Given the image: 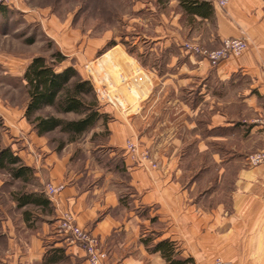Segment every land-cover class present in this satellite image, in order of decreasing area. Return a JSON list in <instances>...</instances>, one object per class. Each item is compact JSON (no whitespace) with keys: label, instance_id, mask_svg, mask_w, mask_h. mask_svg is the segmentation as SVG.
<instances>
[{"label":"crops","instance_id":"1","mask_svg":"<svg viewBox=\"0 0 264 264\" xmlns=\"http://www.w3.org/2000/svg\"><path fill=\"white\" fill-rule=\"evenodd\" d=\"M154 1L134 3L133 21L149 29L136 34L137 60L155 88L145 107L132 111L125 95L97 101L108 119L81 135L104 129L93 148L91 140L80 146L77 138L53 147L46 143L51 132H31L27 144L21 139L14 146L13 155L31 170L28 181L16 180L24 184L20 190L48 204L17 208L10 201V211L20 210L18 223L5 217V257L13 264H89L55 231L66 211L99 241L105 264H166L142 243L149 234L154 242H175L177 258L194 264L215 258L264 264V165L246 163L264 150L258 123L264 116V0H227L225 9L196 0L208 5L207 16L189 13L179 0H167L158 12ZM244 37L248 48L216 67L180 48L189 41L215 50L225 39ZM127 141L147 149L158 168L135 166L124 151ZM47 185L61 189L49 197ZM51 255L60 258L45 263Z\"/></svg>","mask_w":264,"mask_h":264},{"label":"rangeland","instance_id":"2","mask_svg":"<svg viewBox=\"0 0 264 264\" xmlns=\"http://www.w3.org/2000/svg\"><path fill=\"white\" fill-rule=\"evenodd\" d=\"M166 1H154L158 12L165 11ZM134 3L137 4L138 0H0V150L8 148L13 154L14 146L19 147L21 139L24 141L22 144H27L30 133H37L30 122L34 116L53 114L70 119V116L57 114L49 108L32 116L29 121L26 119L28 97L22 76L35 57L43 56L53 62L56 61L53 55L59 52L65 59L56 66V70L72 66L81 72L82 79L94 80L96 88L109 92L115 101L121 100L122 95L127 101L133 96L129 101L132 111H137L139 106L145 107L155 94V88L151 75L137 60L136 48L142 45L136 34L147 33L149 29L137 26L133 21L137 14ZM148 13L145 11L146 18L151 17ZM157 20H162L160 15H157ZM91 88L95 95L92 85ZM262 99L264 102V94ZM103 102L101 100L100 105ZM123 102L120 105L124 106ZM126 105L128 109L130 103L126 102ZM21 120L23 124L19 126ZM88 134L77 138V142L85 146L89 139L93 148L102 142L105 132L102 128L98 133ZM47 137L46 143L56 148L69 141L58 130ZM137 146L158 168L150 152L139 144ZM23 186L12 180L8 171H0V264L12 263L5 257L9 249L5 217L8 214L18 223L20 210L12 212L9 206L14 195L23 191L20 190Z\"/></svg>","mask_w":264,"mask_h":264},{"label":"trees","instance_id":"3","mask_svg":"<svg viewBox=\"0 0 264 264\" xmlns=\"http://www.w3.org/2000/svg\"><path fill=\"white\" fill-rule=\"evenodd\" d=\"M179 5L189 13L208 15L209 7L205 2L196 0H179ZM56 61L49 62L45 57L33 58L23 73L22 80L26 83L28 103L25 109V117L29 119L44 109H52L57 114H74L73 120L46 114L37 115L30 121L38 135L60 131L71 142L94 128L99 121L105 122L106 114H101L96 97L93 94L89 81L81 78L74 67H66L56 70V66L65 58L59 52L53 55ZM62 144L59 145L61 147ZM21 160L14 156L10 149L0 150V171H8L12 180L21 178L28 181L31 170L24 167ZM16 207L26 204L47 206L48 200L36 193L19 192L14 195ZM142 243L147 251L159 253L166 264H192L191 258H177V244L170 239L164 238L154 242L149 234L142 238ZM57 256V255H56ZM60 257H45L44 262H54Z\"/></svg>","mask_w":264,"mask_h":264},{"label":"built area","instance_id":"4","mask_svg":"<svg viewBox=\"0 0 264 264\" xmlns=\"http://www.w3.org/2000/svg\"><path fill=\"white\" fill-rule=\"evenodd\" d=\"M213 3L220 7L221 9H225L227 7V0H213ZM248 40L246 37L244 38H229L225 39L221 42L220 47L217 49L210 51L206 48H200L195 44L190 42H184L181 44V49L184 52L189 54L202 56L207 62L212 66L216 67V65L224 59L229 58L230 56H239L244 50L248 47ZM93 86L94 93L98 99V101H107L110 99L111 95L109 92H105L103 88L97 89L95 83L92 80H89ZM97 81V79H96ZM98 82V81H97ZM98 84V83H97ZM108 91V90H107ZM133 96L128 97V101ZM259 125L264 126V116L258 121ZM124 151L127 155L134 161V164L144 170L147 169H156L155 164L149 161L148 154L139 150L137 144L133 141H127L124 147ZM246 163L252 167L264 165V150L256 153L249 154L246 158ZM61 189L60 187H54L52 185L46 186V194L51 197L57 194ZM56 233L60 238L68 241L70 244L78 247L83 254L85 255L89 264H105L108 258V254H106L99 246V241L96 240L92 235H90L87 231L77 226L75 223L74 217L71 212H63L61 217L58 219L56 224ZM212 264H232L231 262L215 259Z\"/></svg>","mask_w":264,"mask_h":264}]
</instances>
